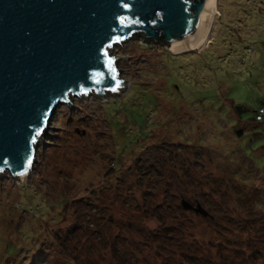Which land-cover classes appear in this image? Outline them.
Masks as SVG:
<instances>
[{
  "label": "rangeland",
  "instance_id": "obj_1",
  "mask_svg": "<svg viewBox=\"0 0 264 264\" xmlns=\"http://www.w3.org/2000/svg\"><path fill=\"white\" fill-rule=\"evenodd\" d=\"M217 9L196 49L115 48L106 104L58 105L26 186L0 175V264H264V0Z\"/></svg>",
  "mask_w": 264,
  "mask_h": 264
},
{
  "label": "water",
  "instance_id": "obj_2",
  "mask_svg": "<svg viewBox=\"0 0 264 264\" xmlns=\"http://www.w3.org/2000/svg\"><path fill=\"white\" fill-rule=\"evenodd\" d=\"M213 15L214 0H0V175L26 186L59 104H106L126 87L115 48L142 38L174 52Z\"/></svg>",
  "mask_w": 264,
  "mask_h": 264
},
{
  "label": "bare ground",
  "instance_id": "obj_3",
  "mask_svg": "<svg viewBox=\"0 0 264 264\" xmlns=\"http://www.w3.org/2000/svg\"><path fill=\"white\" fill-rule=\"evenodd\" d=\"M217 0H214V14L216 15L217 13ZM209 16V23H208V29L206 30V32L204 33V35L199 39L197 40L196 42H194L192 45L190 46H187V47H184V48H181V49H172L174 51V53H177L179 51H184V50H191V49H196L197 47H199L201 44H203V42L205 41L206 37H207V34L209 33L210 31V27L212 25V22L214 20V16Z\"/></svg>",
  "mask_w": 264,
  "mask_h": 264
},
{
  "label": "trees",
  "instance_id": "obj_4",
  "mask_svg": "<svg viewBox=\"0 0 264 264\" xmlns=\"http://www.w3.org/2000/svg\"><path fill=\"white\" fill-rule=\"evenodd\" d=\"M262 107L264 108V104H260L257 108H255V110H254V120L255 121L261 122V121L264 120V114H263V116H262V118L260 120L256 119V115L258 113V109L262 108Z\"/></svg>",
  "mask_w": 264,
  "mask_h": 264
},
{
  "label": "built area",
  "instance_id": "obj_5",
  "mask_svg": "<svg viewBox=\"0 0 264 264\" xmlns=\"http://www.w3.org/2000/svg\"><path fill=\"white\" fill-rule=\"evenodd\" d=\"M263 114H264V108H263V107H262V108H259L256 117H257L258 119H261L262 116H263Z\"/></svg>",
  "mask_w": 264,
  "mask_h": 264
},
{
  "label": "snow or ice",
  "instance_id": "obj_6",
  "mask_svg": "<svg viewBox=\"0 0 264 264\" xmlns=\"http://www.w3.org/2000/svg\"><path fill=\"white\" fill-rule=\"evenodd\" d=\"M113 90H115V89H113ZM41 130H42V129H41ZM37 134H38V133H37ZM28 163L30 164V163H31V161L29 160V161H28Z\"/></svg>",
  "mask_w": 264,
  "mask_h": 264
}]
</instances>
